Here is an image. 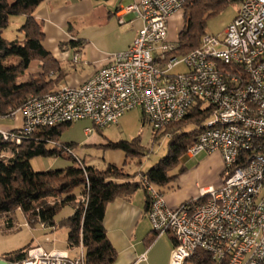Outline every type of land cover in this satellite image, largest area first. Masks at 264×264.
<instances>
[{
    "label": "built area",
    "instance_id": "1",
    "mask_svg": "<svg viewBox=\"0 0 264 264\" xmlns=\"http://www.w3.org/2000/svg\"><path fill=\"white\" fill-rule=\"evenodd\" d=\"M195 1L140 0L121 8L119 16L132 14L142 24L131 47L82 85L28 99L10 116L21 113V128L0 129V136L19 144L36 129L81 120L104 129L133 109L158 132L200 101L210 114L185 155L219 154L225 178L219 188H199L197 198L176 209L147 184L152 232L171 235L169 264H264V0H223L239 1L241 8L222 38L204 34L197 48L173 55L177 44L167 41V21ZM180 66L185 70L173 73ZM76 249L72 256L35 246L8 264H85L82 247ZM142 261L145 255L136 263Z\"/></svg>",
    "mask_w": 264,
    "mask_h": 264
},
{
    "label": "trees",
    "instance_id": "2",
    "mask_svg": "<svg viewBox=\"0 0 264 264\" xmlns=\"http://www.w3.org/2000/svg\"><path fill=\"white\" fill-rule=\"evenodd\" d=\"M44 1L0 0V118L10 117L30 98H41L56 91L53 88L59 77L52 78V75L58 72L57 65L42 47L41 24L33 16L34 10ZM225 4L223 0H197L185 5L183 28L173 55L183 56L197 48L205 34L206 21ZM11 17L23 18L24 24L19 28L23 34L21 43L7 41L2 36ZM71 44L81 46L82 42ZM13 58L16 59L14 63H7ZM210 110V106L198 101L181 120L158 131L168 138L167 154L137 177L128 174L124 167L107 164L98 169L76 160L69 153L74 144L59 141L63 130L71 124L36 129L27 137L21 136L19 144L4 141L0 136V218H3V227H13L14 213L19 210L30 227L40 224L45 229H65L67 248L81 246L85 264H112L116 252L107 241L103 228L106 206L117 197L126 198L141 189L146 194L147 213L150 199L146 185L154 186L162 194L173 187L186 169L182 166L177 173L171 175L170 172L179 166L180 159L195 142ZM107 147L122 151L127 158L139 155L136 140L109 142ZM64 153L69 156L65 158ZM56 157L73 164L59 170L33 171L31 160ZM66 205L72 207V214L56 222V216ZM31 247L25 245L2 255L1 259L20 261ZM196 254L205 255L201 251Z\"/></svg>",
    "mask_w": 264,
    "mask_h": 264
},
{
    "label": "crops",
    "instance_id": "3",
    "mask_svg": "<svg viewBox=\"0 0 264 264\" xmlns=\"http://www.w3.org/2000/svg\"><path fill=\"white\" fill-rule=\"evenodd\" d=\"M139 1L45 0L34 10L33 16L41 24L43 33L42 47L57 65L58 72L53 73L52 78L59 77V82L53 90L62 86L82 85L99 69L108 65L112 55L124 52L131 47L142 25L141 21L135 19L132 14L119 16L118 11ZM177 14L170 16L167 21V41L171 44L178 43V34L183 28V20H180ZM118 19L123 23H119ZM77 41L82 42L81 46L71 44ZM21 126V113H16L9 118H0L1 130L13 131L20 129ZM121 158V162L111 161L108 164L124 167L128 158L123 152ZM191 160H196L197 163L188 171L185 170L184 174L173 183V185L176 184L177 190L167 189L168 192L164 193L165 203L171 209H176L181 204L198 197L197 191L187 194L182 192L178 186L186 175H194L200 165L208 170L213 168L221 176L217 183L208 186L219 188L223 183L224 168L219 154L201 153ZM50 169L48 166L47 170ZM139 190L141 189L126 198L117 197L106 206L103 228L107 241L116 252V258L112 264H135L141 255H145V261L136 264H169L173 239L168 234L160 237L154 235L145 209L146 194L142 190L140 195L137 193ZM38 225L41 230L52 235L58 230L45 229L40 224H35L30 228L34 229ZM1 226H3L2 218H0ZM17 228L15 221L11 229L4 228L3 234L17 232ZM12 230L15 231L10 232ZM46 235L48 234L43 233L40 236L32 234L30 238L19 244L18 248L12 250L0 247V260H3L2 255L28 244L32 247H42L45 250H57L50 248L48 244L52 240ZM69 250L78 252L76 248Z\"/></svg>",
    "mask_w": 264,
    "mask_h": 264
},
{
    "label": "rangeland",
    "instance_id": "4",
    "mask_svg": "<svg viewBox=\"0 0 264 264\" xmlns=\"http://www.w3.org/2000/svg\"><path fill=\"white\" fill-rule=\"evenodd\" d=\"M240 8L241 3L239 1L226 3L217 14L206 21L205 34L222 38L224 29L234 19ZM184 10L185 9L181 10L177 14L180 17V20H184ZM18 21L21 22L19 23ZM23 24L22 17H11L9 26L3 30V38L7 41L16 40L21 43L23 40V34L19 32V28ZM15 61L16 59L13 58L7 63H14ZM184 70L185 68L180 66L175 68L173 73L183 72ZM190 128H192V126H190ZM86 129H93V126L89 121H77L72 123L68 128H65L59 137L60 142H72L74 144V147L71 149L72 156L85 166L92 165L98 169H103L108 163H111V161L121 162L122 151L111 150L107 147L108 143L118 141L130 142L136 140L139 155L137 154L129 157L127 164L124 166V170L128 174H133L137 177L138 173L146 172L160 159L164 158L168 151V138L162 136L160 132L152 130V127L146 121L143 113L138 109H133L123 114L120 117L117 126H110L104 129L94 128L92 134L89 135H85ZM67 156L69 155L64 153V157L67 158ZM182 158V161L180 159L179 166L170 172L171 175L177 173L178 169L182 166L188 171L189 168L197 163L196 160L192 161L186 155ZM139 159L141 160L140 164L137 163V160ZM54 161H56L55 164ZM71 164H73L72 161L61 157L35 158L32 161V169L35 172H44L47 170L48 166L52 170H59ZM74 164L78 165V163ZM224 178L225 173L223 175V180ZM219 179H221V176L213 168L208 170L200 165L196 173L194 175H186L178 187L182 192L191 194L195 191L198 192L199 188L217 183ZM175 185L176 184H174V188L172 187L173 189H169V191L177 190V186ZM164 191L165 193L168 192V190ZM137 193L141 195L142 190H139ZM72 212V207L66 205L58 213L55 221L58 222L70 216ZM14 220L18 227L16 229L18 230L17 232L3 234L5 229L3 226L0 227V247L12 250L18 248L17 246L24 240L30 238L32 234L40 236L43 235V233H47L48 235L46 236L52 240L48 244L51 246L50 248L68 250L66 244V230L58 229L55 234L52 235L47 231L41 230L39 225L34 227V229L30 228V226L26 225V220L19 210L15 211ZM13 231L15 230L10 232ZM69 251L71 255L76 254V251Z\"/></svg>",
    "mask_w": 264,
    "mask_h": 264
},
{
    "label": "water",
    "instance_id": "5",
    "mask_svg": "<svg viewBox=\"0 0 264 264\" xmlns=\"http://www.w3.org/2000/svg\"><path fill=\"white\" fill-rule=\"evenodd\" d=\"M0 264H8V262L0 260Z\"/></svg>",
    "mask_w": 264,
    "mask_h": 264
}]
</instances>
